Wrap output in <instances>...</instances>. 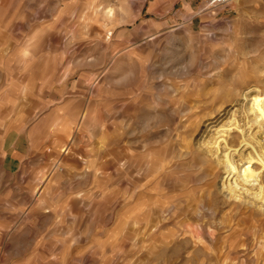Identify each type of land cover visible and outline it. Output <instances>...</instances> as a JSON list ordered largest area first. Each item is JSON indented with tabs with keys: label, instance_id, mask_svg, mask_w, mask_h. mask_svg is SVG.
I'll use <instances>...</instances> for the list:
<instances>
[{
	"label": "rangeland",
	"instance_id": "1",
	"mask_svg": "<svg viewBox=\"0 0 264 264\" xmlns=\"http://www.w3.org/2000/svg\"><path fill=\"white\" fill-rule=\"evenodd\" d=\"M207 1L0 0V264H264V169L197 147L264 100V0Z\"/></svg>",
	"mask_w": 264,
	"mask_h": 264
},
{
	"label": "bare ground",
	"instance_id": "2",
	"mask_svg": "<svg viewBox=\"0 0 264 264\" xmlns=\"http://www.w3.org/2000/svg\"><path fill=\"white\" fill-rule=\"evenodd\" d=\"M112 12L113 7L105 11L108 16ZM236 103V110L227 113L228 119L219 124L215 133L208 130L205 137V132L202 134L197 147L204 163L212 161L216 164L215 168L208 164L212 175L215 176L214 169H230L232 180L247 183L244 173L250 166L264 169V125L259 128L264 121V100L256 105V100L248 97ZM197 214L201 216L199 212Z\"/></svg>",
	"mask_w": 264,
	"mask_h": 264
},
{
	"label": "crops",
	"instance_id": "3",
	"mask_svg": "<svg viewBox=\"0 0 264 264\" xmlns=\"http://www.w3.org/2000/svg\"><path fill=\"white\" fill-rule=\"evenodd\" d=\"M108 7H111V8L113 7V12L109 16L106 15V13H105V11L108 9ZM90 9L94 10L95 12L101 13L102 18H104V26H107V24L113 23L116 13L123 12V7L121 5L120 6L114 5V3H109L105 6L97 5L95 8H94V6H91ZM76 83H80V82L78 81ZM32 85L33 86H31V87L42 89V90L49 88V86L44 85V82H36L35 84H32ZM74 85L77 86L78 84L77 85L74 84ZM28 87H29V89H32L29 85H28ZM34 111H36V108L34 109L31 106H29L28 108L23 109V113H21L20 105L17 104L16 108L13 106V114H12L11 121L14 123H17V121H31L32 114ZM0 121L1 122L3 121V114L2 113H0Z\"/></svg>",
	"mask_w": 264,
	"mask_h": 264
},
{
	"label": "built area",
	"instance_id": "4",
	"mask_svg": "<svg viewBox=\"0 0 264 264\" xmlns=\"http://www.w3.org/2000/svg\"><path fill=\"white\" fill-rule=\"evenodd\" d=\"M234 1L235 0H208L207 1V7L210 9L216 8V7H225Z\"/></svg>",
	"mask_w": 264,
	"mask_h": 264
}]
</instances>
